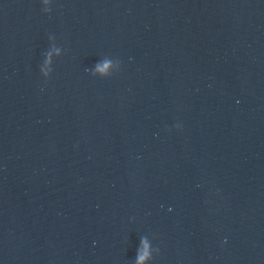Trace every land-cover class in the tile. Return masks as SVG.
<instances>
[{
	"label": "water",
	"instance_id": "1",
	"mask_svg": "<svg viewBox=\"0 0 264 264\" xmlns=\"http://www.w3.org/2000/svg\"><path fill=\"white\" fill-rule=\"evenodd\" d=\"M0 264H264V0H0Z\"/></svg>",
	"mask_w": 264,
	"mask_h": 264
}]
</instances>
